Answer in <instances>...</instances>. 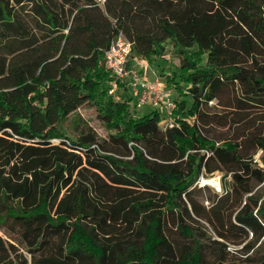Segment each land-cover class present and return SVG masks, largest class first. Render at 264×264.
I'll return each instance as SVG.
<instances>
[{
    "label": "trees",
    "instance_id": "trees-1",
    "mask_svg": "<svg viewBox=\"0 0 264 264\" xmlns=\"http://www.w3.org/2000/svg\"><path fill=\"white\" fill-rule=\"evenodd\" d=\"M119 34L131 59L178 58L160 75L189 100L175 126L107 94L104 52ZM211 102L233 112V140L202 134ZM250 112L264 115V0H0V229L18 246L0 237V264H205L203 246H179L169 227L191 238L185 217L209 220L189 190L204 169L233 182L228 215L219 202L209 212L216 236L264 238L248 184L264 180L251 163L262 149L264 165V125Z\"/></svg>",
    "mask_w": 264,
    "mask_h": 264
},
{
    "label": "rangeland",
    "instance_id": "rangeland-1",
    "mask_svg": "<svg viewBox=\"0 0 264 264\" xmlns=\"http://www.w3.org/2000/svg\"><path fill=\"white\" fill-rule=\"evenodd\" d=\"M142 61L144 63H147V67L142 69V71L147 74V77L151 79L154 78L152 72H155V75L159 78V80H161L162 83L164 82L166 85L167 82H165V79L160 76L161 73L165 72L170 74L173 72H178L179 60L175 56H172L170 53H166L165 55H161L159 57H152L150 61L144 59ZM168 88H171L170 99H172L175 104L177 101H180L182 99H185L189 102L188 98L180 97L173 87ZM117 94L119 95L121 93L117 91ZM124 98L126 100L130 99L128 95H125ZM129 102L132 103L131 99ZM204 113L206 114V117L200 123L203 135H205L209 139L214 140L215 142H217V144H222L223 142L233 140L235 138L236 127L231 122L234 117L233 112H230L218 106L216 102H211L206 107H204ZM77 114L84 122L89 125V127H91L97 133L100 138H107L108 132L100 123L97 118L96 112L92 108H79L77 110ZM137 115L140 114L135 113V116ZM249 117L251 119L256 118L258 120H256V122H258V125H264V115H261L259 112H250ZM170 125H172V127L176 125L174 120L172 122H166V120H164L163 122L159 123V127L161 130L171 128ZM62 129L64 128L62 127ZM72 130L73 129H70V131ZM248 131L252 133L254 130L249 129ZM71 136L73 135L71 134ZM203 179L211 180L202 181ZM203 183H206L207 185H202ZM217 183L219 190L213 188L216 187ZM248 184L251 186V188H253L251 195L259 199L256 210V214H259V208L264 203V180L261 183H256L251 180ZM232 185L233 182L231 177L224 171L218 170L210 173L207 169L202 170L196 182L189 189L191 190L190 197L198 206L204 209L207 218L211 222L206 219H198L193 214H190L191 219L185 217V222L187 226L194 229V237L184 238L179 234L177 227L175 225L173 226L170 223L169 227L170 229H172L170 233V239L175 241V243H177L179 246H191L193 245V241L201 244L203 246L202 255L205 264H261L264 260L263 237L256 238V236L250 233L244 240V243L235 244L233 243V241L229 240L221 241L216 236L215 228L218 225L216 224L213 216L209 215V212L211 207L216 202H219V207H221L223 215H228L227 210L230 209V207L228 206L231 205L234 199L229 197V200L226 201L224 200V196L226 195V192H229L230 189H232ZM221 197H223V200H220ZM186 198L187 197H185V199ZM185 201L187 204L189 203L188 199H186ZM235 212L236 211H233V209L231 210L232 218L235 215ZM9 234L14 236L12 230L0 229V237L7 243H12L16 247H18L16 245V242H14L13 238ZM212 240H219L220 243H223L225 245V247H221L219 245H211L210 243ZM247 246L248 249L245 250V247ZM19 252L22 253V250L19 249ZM24 255L26 256L27 254Z\"/></svg>",
    "mask_w": 264,
    "mask_h": 264
},
{
    "label": "built area",
    "instance_id": "built-area-1",
    "mask_svg": "<svg viewBox=\"0 0 264 264\" xmlns=\"http://www.w3.org/2000/svg\"><path fill=\"white\" fill-rule=\"evenodd\" d=\"M130 54L131 44L121 34L111 40L103 57L104 67L110 75L107 94L115 102L123 101L124 96L128 95L133 112L140 113L145 106H149L151 111L160 112V122H172L176 104L170 99L171 88L163 86L155 72H152L153 79L147 78V74L142 71L147 63L143 59H131ZM131 61L133 65H130ZM117 91L121 94L118 95ZM262 156L263 150L258 149L251 158L252 165L263 169Z\"/></svg>",
    "mask_w": 264,
    "mask_h": 264
},
{
    "label": "crops",
    "instance_id": "crops-1",
    "mask_svg": "<svg viewBox=\"0 0 264 264\" xmlns=\"http://www.w3.org/2000/svg\"><path fill=\"white\" fill-rule=\"evenodd\" d=\"M136 59V58H134ZM130 65H133V61L130 62ZM153 75V74H152ZM148 78V77H147ZM151 79V78H149ZM153 79V78H152ZM163 86H166V84L163 82L162 83ZM148 111H151V108L149 106H145L141 111H140V115L143 114V113H147ZM138 114V113H137Z\"/></svg>",
    "mask_w": 264,
    "mask_h": 264
},
{
    "label": "bare ground",
    "instance_id": "bare-ground-1",
    "mask_svg": "<svg viewBox=\"0 0 264 264\" xmlns=\"http://www.w3.org/2000/svg\"><path fill=\"white\" fill-rule=\"evenodd\" d=\"M211 179H213V178H211ZM211 179H203L202 181H204V180H211ZM202 181H201V183H202ZM202 185H207V184L206 183H203ZM208 186H210V185H208ZM211 187H213V186H211ZM213 188H215L216 190H219L218 183L216 184V187H213Z\"/></svg>",
    "mask_w": 264,
    "mask_h": 264
},
{
    "label": "water",
    "instance_id": "water-1",
    "mask_svg": "<svg viewBox=\"0 0 264 264\" xmlns=\"http://www.w3.org/2000/svg\"><path fill=\"white\" fill-rule=\"evenodd\" d=\"M130 264H144V263H130ZM261 264H264V260L262 261Z\"/></svg>",
    "mask_w": 264,
    "mask_h": 264
}]
</instances>
